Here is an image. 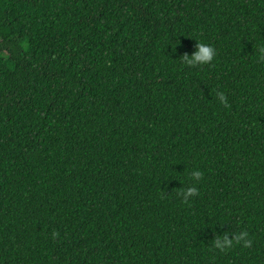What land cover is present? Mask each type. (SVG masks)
<instances>
[{
  "label": "trees",
  "instance_id": "1",
  "mask_svg": "<svg viewBox=\"0 0 264 264\" xmlns=\"http://www.w3.org/2000/svg\"><path fill=\"white\" fill-rule=\"evenodd\" d=\"M258 43L264 0H0V264H264Z\"/></svg>",
  "mask_w": 264,
  "mask_h": 264
},
{
  "label": "clouds",
  "instance_id": "2",
  "mask_svg": "<svg viewBox=\"0 0 264 264\" xmlns=\"http://www.w3.org/2000/svg\"><path fill=\"white\" fill-rule=\"evenodd\" d=\"M215 54V49L212 45L196 41L194 44V50L191 53H183L181 58L188 66L205 65L213 60ZM256 58L264 61V43L257 44ZM216 97L220 104L227 107V99L224 92L218 91ZM202 175L203 173L198 168H195L190 172V176L194 181H199ZM177 194L181 197L182 201L187 202L190 197L198 194V188L195 184H191L184 187L182 191ZM52 235L55 237L57 233L53 232ZM251 242L248 232L243 229L239 232H231L230 235L229 232H224L223 235L216 234L212 239V245L221 251L231 247L234 243H239L244 247H248Z\"/></svg>",
  "mask_w": 264,
  "mask_h": 264
}]
</instances>
